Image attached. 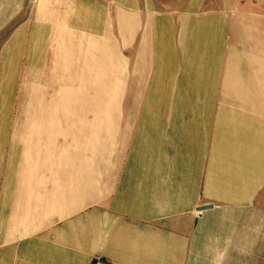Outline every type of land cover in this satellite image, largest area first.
Masks as SVG:
<instances>
[{
    "label": "rangeland",
    "instance_id": "374dc122",
    "mask_svg": "<svg viewBox=\"0 0 264 264\" xmlns=\"http://www.w3.org/2000/svg\"><path fill=\"white\" fill-rule=\"evenodd\" d=\"M63 4L23 0L0 35V264H25L28 243H53L76 214L107 210L126 181L147 177L149 186L156 165H200V180H237L239 192L253 175L249 154L218 150L216 117L231 110L216 100L226 81L227 100L246 99L242 82L264 85V38L238 46L255 60H196L117 26L85 29ZM249 119L250 130L264 129V116Z\"/></svg>",
    "mask_w": 264,
    "mask_h": 264
},
{
    "label": "crops",
    "instance_id": "0c3cea01",
    "mask_svg": "<svg viewBox=\"0 0 264 264\" xmlns=\"http://www.w3.org/2000/svg\"><path fill=\"white\" fill-rule=\"evenodd\" d=\"M63 1L69 20L85 29L117 26L122 37L138 36L142 44L153 37L174 54L179 47L189 49L198 54L196 60H255L242 56L238 46L249 48V37L264 38V0ZM20 2L23 5V0H0L1 36L3 31L7 35ZM130 23L133 26L127 27ZM13 39L12 31L6 44ZM197 46L202 50L195 52ZM207 52L213 56L206 57ZM12 58L6 52L5 60ZM242 83L248 89L245 100H227L222 92L232 84L222 85L218 109L228 106L231 111L223 116L219 110L215 131L219 151L249 154L246 167L253 175L240 192L237 180L228 186L211 178L200 180V165H156L149 186H144L147 177L126 181L107 210L76 214L54 229L53 243L39 239L25 245V264H94L98 259L106 264H264V129L256 132L245 123L251 116H264V85L254 79ZM235 108L248 109L251 116ZM237 117L241 125L235 124ZM202 206L209 207L199 210Z\"/></svg>",
    "mask_w": 264,
    "mask_h": 264
},
{
    "label": "built area",
    "instance_id": "2783aa9c",
    "mask_svg": "<svg viewBox=\"0 0 264 264\" xmlns=\"http://www.w3.org/2000/svg\"><path fill=\"white\" fill-rule=\"evenodd\" d=\"M262 7L264 8V2L262 3ZM94 264H106L105 261L101 260V259H98L95 261Z\"/></svg>",
    "mask_w": 264,
    "mask_h": 264
},
{
    "label": "water",
    "instance_id": "95a60500",
    "mask_svg": "<svg viewBox=\"0 0 264 264\" xmlns=\"http://www.w3.org/2000/svg\"><path fill=\"white\" fill-rule=\"evenodd\" d=\"M209 206H202L199 208V210H204L205 208H208Z\"/></svg>",
    "mask_w": 264,
    "mask_h": 264
}]
</instances>
